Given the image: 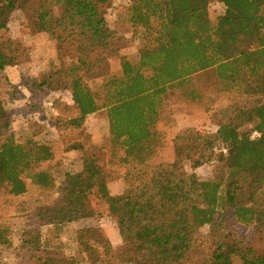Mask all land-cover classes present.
<instances>
[{"label":"trees","instance_id":"trees-1","mask_svg":"<svg viewBox=\"0 0 264 264\" xmlns=\"http://www.w3.org/2000/svg\"><path fill=\"white\" fill-rule=\"evenodd\" d=\"M116 2L58 0V16L50 0H0V202L26 195L32 182L58 194L33 211L36 224L21 232L15 247L18 263L264 264V245L239 229H253L264 242V0H127L129 22L144 30L147 44L137 60L122 61L120 76H109L110 59L127 44L107 21ZM213 3L224 6L216 21ZM16 12L31 34L57 41L59 67L30 84H14L6 73L30 56L3 35ZM203 79L231 98L218 111V130L184 128L172 139L174 161L162 163L156 158L169 138L158 124L170 90L204 101ZM97 81L99 93L92 88ZM21 87L69 92L78 113L70 122L75 128L105 111L111 158L85 155L81 169L57 184L47 167L56 157L53 146L21 143L12 128L7 105L22 96ZM254 132L261 136L252 139ZM215 160L226 175L201 179L196 171ZM110 165L128 170L120 196L108 187ZM108 217L116 220L119 248L100 224ZM70 223L79 224L74 255L60 239ZM46 226L55 234L51 243L43 238ZM4 245L11 242L0 229Z\"/></svg>","mask_w":264,"mask_h":264},{"label":"rangeland","instance_id":"rangeland-1","mask_svg":"<svg viewBox=\"0 0 264 264\" xmlns=\"http://www.w3.org/2000/svg\"><path fill=\"white\" fill-rule=\"evenodd\" d=\"M56 15H61L62 7L58 0H50ZM115 9L112 4L107 12V21L112 29L117 30L122 36L126 37L127 44L117 56L109 61L107 73L109 76L121 75V64L125 59L137 60L139 54L146 47V33L144 30L133 27L129 22V3L127 0H118ZM211 19L216 21L217 17L224 13V6L213 3L210 8ZM115 13L116 17H115ZM5 37H13L22 47L29 51L30 56L27 61L17 67H7L6 73L14 84L26 82L32 83L40 80L50 71L59 67L57 54V41L47 33L31 34L27 28V21L21 12H16L13 16L9 30L4 32ZM202 87H206L204 101L195 102L187 100L180 91L170 90V94L165 101L162 109V121L158 124L160 131L174 136L178 128L196 127L208 133H216L220 123L219 109L227 105L230 95L218 87L211 86L205 79L202 80ZM101 81L92 85L94 91L100 92ZM37 89L27 90L21 87L22 96L7 105L13 112V122H15V134L19 142L24 143L28 140H35L39 143H48L53 146L56 157L47 164L58 183H60L69 173L77 172V163L82 162L85 155L92 153L98 154L101 160L107 161L111 158V144L109 141V123L105 111L89 115L80 128L71 125V120L78 113L72 100L71 94L67 91H36ZM13 128V127H12ZM166 129H170L166 132ZM14 130V128H13ZM170 133V134H169ZM167 140H165V145ZM76 147L70 151L69 148ZM68 151V152H66ZM156 158L159 161H167V154ZM167 153V151H166ZM74 155L69 157V155ZM109 157V158H108ZM73 159V160H71ZM117 161V159H116ZM79 164V163H78ZM127 168H120L118 165H110L108 173L110 179L117 180L127 175ZM201 179H217L226 175L224 164L214 161L198 169ZM56 199V192H43L35 183H31L28 194L18 197H5L0 202V229H4L11 246H0V258L5 264H17L15 247L19 244V237L24 229L36 224V219L32 216V211L41 205L52 203ZM108 226H114L116 220L112 217L105 218ZM240 232L252 243L264 245L263 239L254 235L251 228L239 227ZM71 230V229H70ZM70 230H67V240L65 244L68 251L78 249L75 245L76 236L71 237ZM117 230V229H116ZM75 231V230H74ZM208 227L201 230L202 234H207ZM45 241L51 243L55 240L53 231L45 233ZM64 234V233H63ZM61 235L60 238L66 237ZM70 236V237H69ZM113 245L120 247L121 236L117 238L113 235ZM88 264V263H87ZM90 264V263H89Z\"/></svg>","mask_w":264,"mask_h":264},{"label":"crops","instance_id":"crops-1","mask_svg":"<svg viewBox=\"0 0 264 264\" xmlns=\"http://www.w3.org/2000/svg\"><path fill=\"white\" fill-rule=\"evenodd\" d=\"M15 121V120H14ZM188 127V126H187ZM13 128H14V131H15V129H17V126H15V122H13ZM184 128H186V127H184ZM184 128H181V129H177V130H175V128L173 129L174 131H175V133H174V136L170 139V135H169V139H168V143H167V147L165 148V150H164V153H163V155L165 154V156H166V154H167V161H164V160H162L161 162L162 163H172L173 161H174V159H175V152H174V149H173V143H172V139L176 136V135H178L179 133H181L182 132V130L184 129ZM170 134V133H169ZM166 151H167V153H166ZM74 155H69V157H73ZM71 160H73V159H71ZM77 163V171L78 170H80L81 169V164H80V162H76ZM79 163V164H78ZM200 169V168H199ZM198 172V170L196 171V173ZM198 174V173H197ZM64 180V179H63ZM62 180V181H63ZM61 181V182H62ZM57 182V181H56ZM60 182V183H61ZM60 183H58L57 182V184H60ZM108 187H109V190H110V193H111V195L112 196H120V195H122L123 193H124V191H125V189H126V187H127V179H126V176H124V177H121V178H119V179H115V180H111L110 178H109V184H108ZM30 189V188H29ZM28 194V193H27ZM58 196V194H56V197ZM35 210V209H34ZM33 210V211H34ZM32 211V212H33ZM32 216H34L33 215V213H32ZM110 218V217H109ZM100 224H101V226H102V228H103V230H104V232H105V234L107 235V237L110 239V241L112 242V244H113V239H112V236L111 235H113L114 237H116L117 238V234H119V230H118V227H117V223L115 224V227L112 225V226H108V224H106L105 223V218L104 219H102L101 221H100ZM32 226H30V227H28V228H31ZM78 228H79V224L78 223H70V224H67V225H65L63 228H62V234L63 235H66V237H61L60 239L62 240V242H63V244H65L64 242H65V240H67V235L68 234H66L67 233V230H70V233H71V237H73V235H75L76 236V238H75V245L74 246H76L77 247V249H79L78 248V243H77V231H78ZM117 229V230H116ZM75 230V231H74ZM42 231H43V238H44V240H46L45 238V233L46 232H49V231H53L52 230V226H46V227H43V229H42ZM61 234V235H62ZM60 235V236H61ZM120 235V234H119ZM70 237V236H69ZM121 238V237H120ZM47 242V241H46ZM122 244V240H120V245ZM114 246V245H113ZM67 246L66 245H64V248H65V250H66V252L67 253H69V254H72V255H74V254H76L75 253V250H73V251H68L67 250V248H66ZM115 247V246H114ZM16 262H17V264H19L18 263V260H16Z\"/></svg>","mask_w":264,"mask_h":264},{"label":"built area","instance_id":"built-area-1","mask_svg":"<svg viewBox=\"0 0 264 264\" xmlns=\"http://www.w3.org/2000/svg\"><path fill=\"white\" fill-rule=\"evenodd\" d=\"M261 135H260V133H258V132H254L252 135H251V138L252 139H257V138H259Z\"/></svg>","mask_w":264,"mask_h":264}]
</instances>
